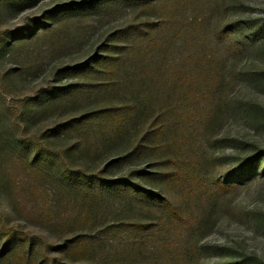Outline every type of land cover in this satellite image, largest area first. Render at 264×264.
Returning <instances> with one entry per match:
<instances>
[{
    "label": "trees",
    "instance_id": "obj_1",
    "mask_svg": "<svg viewBox=\"0 0 264 264\" xmlns=\"http://www.w3.org/2000/svg\"><path fill=\"white\" fill-rule=\"evenodd\" d=\"M121 1L143 2L157 13L116 29L89 60L59 68L68 82L24 100L12 123L15 135L0 134V184L12 194L14 211L39 213L47 225L56 219L63 234L49 242L0 214V264H198L212 208L264 158L263 152L215 176L209 159L190 150L189 130L199 132L212 108V91L202 88L211 84L196 63L203 59L200 47L179 57L175 52L184 35L206 22L196 0ZM253 22H232L214 39L239 52L244 42L264 38V19ZM245 24L247 35L236 36ZM13 33L15 48L36 35ZM87 94L102 99L96 109L58 121L36 138L24 132L41 104L68 108ZM58 140L65 145L59 148ZM117 150L123 153L97 172L88 165ZM138 163L144 165L109 174ZM140 176L159 189L137 182ZM106 208L120 216L103 218Z\"/></svg>",
    "mask_w": 264,
    "mask_h": 264
},
{
    "label": "rangeland",
    "instance_id": "obj_2",
    "mask_svg": "<svg viewBox=\"0 0 264 264\" xmlns=\"http://www.w3.org/2000/svg\"><path fill=\"white\" fill-rule=\"evenodd\" d=\"M100 1L106 0H0V134H7L8 139L15 135L12 123L24 100L43 97L47 88L68 82L61 80L59 68L89 60L116 29L131 21L153 19L157 13L140 1L108 0L104 5ZM196 3L205 11L206 22L201 29L197 27L184 35L175 52L179 57L200 47V53H196L203 59L196 63L203 79L211 84L202 88L212 91V108L199 132L189 130L190 150L209 159L213 174L219 176L264 152V38L244 42V48L233 54L226 48L227 40L214 39V35L235 21L252 20L260 25L264 19V0H196ZM40 22L50 27L39 28ZM244 27L235 35H247L248 27L246 24ZM18 29L27 36L34 32L36 35L16 48L11 47L18 38L13 31ZM222 80L223 84H216ZM101 100L95 94H87L68 108L59 103L47 108L39 100L41 108L30 117L24 132L39 137L58 121L96 109ZM54 142L59 148L65 145L59 140ZM120 153L122 150L98 156L88 165L97 172ZM143 165L134 164L109 174L118 176ZM257 165L256 171L249 172L246 180L221 198L204 221L198 264H264V158ZM135 179L144 186L159 189L142 176ZM12 197L0 184V214L49 242L61 240L62 229H56V219L47 225L40 221L39 213L28 210L25 216L17 214ZM103 212L107 220L120 216L110 208Z\"/></svg>",
    "mask_w": 264,
    "mask_h": 264
}]
</instances>
